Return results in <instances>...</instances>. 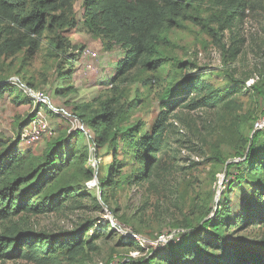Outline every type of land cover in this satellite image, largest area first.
<instances>
[{
    "label": "rangeland",
    "instance_id": "rangeland-1",
    "mask_svg": "<svg viewBox=\"0 0 264 264\" xmlns=\"http://www.w3.org/2000/svg\"><path fill=\"white\" fill-rule=\"evenodd\" d=\"M259 3L263 8L249 10L243 22L224 33L212 21L215 10L209 4L195 6L188 18L161 34L158 53L152 58L160 62L156 70L138 68L126 82L112 83L124 58L123 51L118 44L88 30L83 0L73 7L76 28L58 26L60 14H52L54 21L44 33L36 55L24 49L16 56L0 58V81L11 86L0 95V143L17 145L21 153L38 157L49 141L70 134L66 136L70 151L81 149L82 140L91 154L87 167L94 174L92 181L79 180L78 192L83 194L79 204L69 203L60 212L24 218L28 224L22 227L58 233L94 220L97 226L86 236L90 239L100 227L110 223L121 229L129 225L138 233V238L132 239L144 251L138 253L128 236L101 231L95 241L99 250L89 252L76 264H123L130 258L140 264L149 259H154L152 264H164L162 258L177 257L183 251L182 245L193 238L176 244L172 243L173 237L182 231L194 232L213 219L223 200L231 206H235L237 199L242 204L249 203L250 183L255 178L249 171V146L244 140L254 137L258 123L264 124L262 94L249 89L253 79L264 87V1ZM21 7L19 14L29 15L32 0H21ZM234 46L239 51L232 56ZM195 74H202L203 81L218 89L225 100L213 109L189 111L180 107L170 115L166 148L159 154L163 156L162 162L149 177L141 178L136 156L139 149L130 146L129 135L114 132L116 144L96 146L94 129L87 121L101 113L107 103L117 113L120 128L139 129L135 134L139 141L151 135L161 109L166 110L165 104L182 79ZM23 86L42 93L48 106L42 109L35 101H27ZM35 119H40L47 129L37 141H24L22 135L26 129L33 132L31 124ZM261 127L256 129H262L256 147L264 151ZM231 164H241L230 171L232 177H244L240 182L228 183ZM116 165L118 168L113 171ZM111 172L115 182L106 184ZM231 214L232 219L220 232L230 242H252L261 237L262 229L243 227L240 223L231 227L229 223H235L238 217L236 212ZM5 226L8 224H0V235ZM111 227L108 229H115ZM161 235L167 243L159 242Z\"/></svg>",
    "mask_w": 264,
    "mask_h": 264
},
{
    "label": "trees",
    "instance_id": "trees-1",
    "mask_svg": "<svg viewBox=\"0 0 264 264\" xmlns=\"http://www.w3.org/2000/svg\"><path fill=\"white\" fill-rule=\"evenodd\" d=\"M78 1L32 0L31 13L21 15V0H0V58L4 55L16 56L24 49L36 55L41 50L44 33L54 21L52 14H60L58 26L68 25L72 29L76 28L73 7ZM263 1L83 0V17L92 34L118 44L123 51L124 58L117 69V76L112 80L114 84L118 80L126 82L131 72L138 68L156 70L160 62L152 58L158 53L157 45L161 34L188 18L195 6L209 4L211 10H215L211 14L212 21L219 24V31L224 33L227 29L232 31L233 26L243 22L249 10L254 12L263 8L262 3H259ZM194 21L197 22L195 18ZM238 51L239 48L234 46L231 55L235 56ZM203 78L202 74H195L182 79L173 97L165 104L166 110L161 109L160 118L151 135H146L139 141L135 140L139 129L136 126L120 128L117 113L107 103L101 113L87 121L94 129L96 146L116 144L114 132L121 131L129 135L130 146L139 149L136 156L141 165V178L149 177L151 171L162 162L163 156L160 157L159 154L166 148L165 137L170 115L180 107L198 111L216 108L224 102L225 97L220 91L203 81ZM253 80L249 89L260 92L261 102H264V87H259L258 81ZM9 85L0 81V95L11 87ZM24 98L31 103L35 101L40 104L26 93ZM40 106L42 109L47 107L42 104ZM30 122L31 120L26 122L24 128ZM256 129L254 137L244 140L249 146V171L255 178L250 183V202L242 204L237 199L235 206H231L228 200H223L213 219L207 220L194 232L182 231L179 236L173 237L172 243L176 244L186 242L188 237L193 238L188 244L182 245L183 251L177 257L162 258L164 264H264V151L256 147L262 137V129ZM66 136L49 141L44 153L38 157L28 152L21 153L17 145L6 146L0 143V224H8L0 235L1 263L22 261L28 264H76L85 259L89 252L99 250L95 241L101 231L106 235L122 236L120 228H115L110 223L109 226L100 227L96 235L87 239L90 230L97 226L94 220L86 221L76 229L58 233L30 231L22 227L23 224H28L26 218L60 212L69 203L79 204L78 199L83 197V194L78 192L79 180L83 178L92 181L94 178L93 171L87 167V163L91 161L89 149L81 140V149L71 152ZM238 166L241 164L230 165L227 175L229 184L244 179L243 176L232 177L230 173ZM117 168V165L113 167V171ZM113 173L108 175L106 184L115 182ZM229 193L232 191L229 190ZM231 212H236L238 216L235 223H229L231 227L240 223L243 227L259 228L263 230L261 237L252 242H230L220 232L223 227H227V222H230L228 220L232 219ZM225 215L228 217L224 218ZM108 227L112 229L109 230ZM123 228L138 234L129 225ZM128 239L132 241L131 245L138 253L144 251L132 238ZM171 245L168 247L171 248ZM153 260L149 259L145 264H152ZM123 264L140 263L130 258L128 263Z\"/></svg>",
    "mask_w": 264,
    "mask_h": 264
},
{
    "label": "built area",
    "instance_id": "built-area-1",
    "mask_svg": "<svg viewBox=\"0 0 264 264\" xmlns=\"http://www.w3.org/2000/svg\"><path fill=\"white\" fill-rule=\"evenodd\" d=\"M87 54L89 55L91 53L89 52ZM253 82H254V80H252L251 83H249V86H251L253 84ZM22 90L26 94H28L31 98L36 100L37 103H38V100H39L41 102L40 104L48 106L47 98L42 93H41L42 94L41 95L40 93L33 92V90L28 89L26 86L25 87L23 86ZM256 127L257 128H260V127L263 128L264 124L258 123L256 125ZM31 128H33V132L32 133H29L28 129H26V131H25L26 133L22 135V139L24 141L25 140H27V141H29V140L37 141L39 139L41 133L46 131L47 126L40 119H35V122L31 124ZM119 232H121L123 237L128 236L127 238H135V237H132V236H136V234L132 233L130 230H125V229H121L120 228ZM136 238H138V237L136 236ZM161 238L162 239L159 242H164L165 241V243H167L163 236Z\"/></svg>",
    "mask_w": 264,
    "mask_h": 264
}]
</instances>
